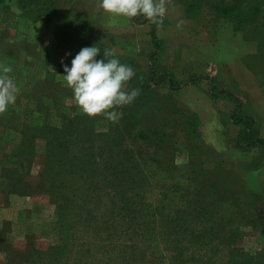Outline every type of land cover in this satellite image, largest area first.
<instances>
[{
    "label": "rangeland",
    "instance_id": "rangeland-1",
    "mask_svg": "<svg viewBox=\"0 0 264 264\" xmlns=\"http://www.w3.org/2000/svg\"><path fill=\"white\" fill-rule=\"evenodd\" d=\"M39 1L0 0V264H264V0Z\"/></svg>",
    "mask_w": 264,
    "mask_h": 264
},
{
    "label": "trees",
    "instance_id": "trees-1",
    "mask_svg": "<svg viewBox=\"0 0 264 264\" xmlns=\"http://www.w3.org/2000/svg\"><path fill=\"white\" fill-rule=\"evenodd\" d=\"M34 3V0H27V4L28 5H32ZM54 3V0H51V1H47V0H40L38 3H37V6L39 7H42V6H48V8L50 7V5H52ZM208 4L210 5V7L216 12L218 13L220 16L222 17H225L231 21H233V24L236 26V23H234V12H235V5H230L228 3H226L224 0H208ZM50 11V8L47 9L46 11H44L43 13L40 14V16H45L48 14V12ZM39 15V13H38ZM156 27V26H154ZM153 27V28H154ZM66 32V31H64ZM79 30L75 33V38L74 40L77 42H79V44L81 45H84V43H87V44H92L94 45L99 51H101L102 53L104 52L105 54H103V56H101V62H105L106 61H109L110 63H115L116 62V56L117 54H115L113 51H110L107 47H105V45L103 44V42H99V41H95L97 40L95 37L88 35L86 36L84 39H80L81 35H79ZM150 36H151V39L153 40V44H156L157 43V39L156 37L154 36V33H153V30H151L149 32ZM115 59V60H114ZM152 72V70L150 71ZM176 81L175 79H171V82H174ZM219 93H215L216 96H218L220 93H224L222 91H218ZM35 97H31V99H34V100H40L41 99V92L40 93H34L33 94ZM225 96L227 98H229L233 103H235V105L238 103V100L237 98L233 97L232 95H229V94H226L225 93ZM55 107L60 108L61 106L58 105V104H55ZM55 110V109H53ZM235 112H236V109H234L231 114H230V117L232 118V116L234 117L235 116ZM72 119H76V115H73V117H71ZM243 118H239V119H236L237 121H242ZM246 125V124H245ZM32 138V137H31ZM256 142H260V139L259 138H256L254 137L253 140L249 143V145L247 144L245 147H250L251 144L253 143H256ZM48 144V143H47ZM241 146V145H240ZM53 148V146H52ZM50 148V149H52ZM77 148H79V145L78 143L76 142H70L68 143V145H63V146H60L59 144L56 145V147L54 148L57 152V156H61L63 159L65 158L66 161L65 162H60V161H55L54 162V158H52V156L49 155V157H46L45 156V163H46V166L48 168V172H50L52 175L58 173V166H63V167H66L67 169L69 170H72L74 174L77 173V171H80L81 168V159H80V153L78 152ZM49 149V150H50ZM51 152L54 153V150H52ZM57 169V170H56ZM143 175V174H142ZM53 192V191H52ZM137 199H139L138 197V194L136 193H132L129 197V200L127 201V203H136V201H138ZM139 211L134 209L133 208V214L136 216V214L138 213ZM136 224V222H135ZM101 239L100 240H107V235L102 237L100 236ZM68 244V243H67ZM97 245H102L101 247L104 248V246H106L107 250L105 251L106 253V256L103 257L101 255H95V256H98V257H95V260L97 262L101 261V264H108L110 262H117V260L121 261L125 255L126 257H130V258H133L134 257V254H135V250L132 246H128L125 248L123 247H119V246H114V248L112 249V246H108V245H104L103 243H99ZM96 245V246H97ZM95 246V247H96ZM101 248V249H103ZM112 251H116L118 254L115 256V257H111L110 255V252Z\"/></svg>",
    "mask_w": 264,
    "mask_h": 264
},
{
    "label": "crops",
    "instance_id": "crops-1",
    "mask_svg": "<svg viewBox=\"0 0 264 264\" xmlns=\"http://www.w3.org/2000/svg\"><path fill=\"white\" fill-rule=\"evenodd\" d=\"M112 14L114 16L109 17L110 14H107V15H103V14L95 15V14L89 12L88 13V18L91 19V22H95L97 19H101L100 21L105 20V23H106L105 27H111V25H114L116 23V21H113L112 19L115 18V17H120V15H118L116 13H112ZM107 17H108V19H106Z\"/></svg>",
    "mask_w": 264,
    "mask_h": 264
}]
</instances>
